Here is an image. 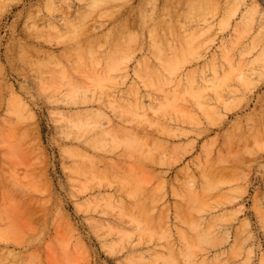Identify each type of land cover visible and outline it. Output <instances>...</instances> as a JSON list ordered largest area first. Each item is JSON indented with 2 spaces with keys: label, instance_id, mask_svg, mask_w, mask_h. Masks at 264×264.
Wrapping results in <instances>:
<instances>
[{
  "label": "rangeland",
  "instance_id": "obj_1",
  "mask_svg": "<svg viewBox=\"0 0 264 264\" xmlns=\"http://www.w3.org/2000/svg\"><path fill=\"white\" fill-rule=\"evenodd\" d=\"M185 263L264 264V0H0V264Z\"/></svg>",
  "mask_w": 264,
  "mask_h": 264
},
{
  "label": "bare ground",
  "instance_id": "obj_2",
  "mask_svg": "<svg viewBox=\"0 0 264 264\" xmlns=\"http://www.w3.org/2000/svg\"><path fill=\"white\" fill-rule=\"evenodd\" d=\"M139 8H140V7H139ZM257 8H259V7H257ZM256 10H257V9H256ZM82 31H83V30H82ZM191 33H192V32H191ZM191 33H190V34H191ZM188 34H189V33H188ZM192 34H193V33H192ZM193 35H194V34H193ZM190 37H191V36H190ZM106 55H107V54H106ZM108 59H109V58H108ZM108 59H107V60H108ZM107 60H106V61H107ZM109 63H110V62H109ZM79 93H80V92H79ZM77 95H78V94H77ZM166 101H168V100H166ZM169 102H170V101H169ZM172 103H173V102H172ZM164 104H165V103H164ZM166 105H167V102H166V104H165L164 106L167 107ZM174 106H175V105H174ZM168 107L170 108L169 104H168ZM173 108H174V107H173ZM165 109H166V108H165ZM80 110H81V109H80ZM80 110H79V111H80ZM78 113H79V112H78ZM81 113H82V112H81ZM72 114H73V113H72ZM84 116H85V115H84ZM93 117H96V116H93ZM96 118H97V117H96ZM63 123H64V122H63ZM64 125H65V124H64ZM75 125H76V124H75ZM90 125H91V124H90ZM94 125H95V124H94ZM72 127L76 128L74 125H73ZM86 127H87V126H86ZM76 129H77V128H76ZM92 129H94V127H93ZM77 130H78V129H77ZM75 131H76V130H75ZM80 131H81V129H80ZM83 133H84V132H83ZM97 133H98V132H97ZM97 133H96V134H97ZM83 135H84V134H83ZM96 136H97V135H95V137H96ZM88 138H89V137H88ZM84 140H85V139H84ZM93 140H94V139H93ZM88 142H89V141H88ZM88 144H89V143H88ZM103 144H104V143H103ZM97 145H98V144H97ZM105 146H106V145H105ZM99 148H100V147H99ZM88 151H89V150H88ZM100 151H102V150H100ZM84 161H85V160H84ZM101 202H102V201H101ZM98 206H99V205H98ZM101 206H102V205H101ZM101 206H100V207H101ZM201 235H203V234H201ZM207 235H208V234H207ZM204 236H205V235H204ZM202 237H203V236H202ZM208 237H209V235H208ZM204 238H205V237H204ZM188 245H189V244H188ZM186 250H187V249H186ZM185 253H186V252H185ZM187 253H188V252H187ZM186 255H187V254H185V256H186ZM188 255H190V254H188ZM186 258H188V256H187ZM186 258H185V259H186ZM189 258H191V256H190ZM190 260H191V259H189V261H190ZM186 263H188V260L186 261ZM186 263H185V264H186Z\"/></svg>",
  "mask_w": 264,
  "mask_h": 264
}]
</instances>
